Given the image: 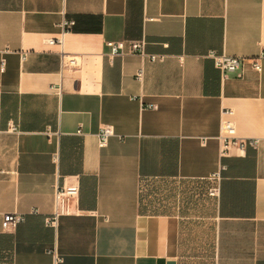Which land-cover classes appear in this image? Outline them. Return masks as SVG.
Wrapping results in <instances>:
<instances>
[{"label": "crops", "instance_id": "1", "mask_svg": "<svg viewBox=\"0 0 264 264\" xmlns=\"http://www.w3.org/2000/svg\"><path fill=\"white\" fill-rule=\"evenodd\" d=\"M261 50L264 0H0V264H264ZM210 52L241 65L222 78ZM226 121L245 144L221 157Z\"/></svg>", "mask_w": 264, "mask_h": 264}, {"label": "built area", "instance_id": "2", "mask_svg": "<svg viewBox=\"0 0 264 264\" xmlns=\"http://www.w3.org/2000/svg\"><path fill=\"white\" fill-rule=\"evenodd\" d=\"M73 23H64L65 26H71ZM43 43L51 46L57 43V40L54 38H45ZM145 42L141 41H117V42H108L106 43L107 56L109 58L120 57L124 53H134L145 56L144 54ZM213 61L215 68L220 72L222 78H225L227 75L235 73L240 65L241 58L230 57V56H218L213 52H210L208 55ZM150 62H154L157 59H160L159 56L149 55L146 56ZM264 60V50H261L256 56L251 57L249 62L254 71L260 72L261 65L260 62ZM3 70V63H1L0 71ZM136 79L138 81L142 78V71H138L136 74ZM227 116H231L232 112L227 111L223 113ZM76 134L80 135V131L77 130ZM113 136V131L110 126H103L99 129L97 134V143L98 148H104L107 144L108 139ZM220 143V156H225L232 148L242 150L245 142L235 136L234 128L229 121L223 122L221 124L220 134L218 136ZM255 142H250V145L254 146ZM213 179H218V174L213 176ZM218 188H211L207 195L208 197H217ZM78 195V189L75 184H67L61 188L56 189L54 195L55 201V211L47 216L44 219V226L55 230L58 226L59 219L64 216L72 215V204L75 202ZM22 221V216L18 214H5L2 218L1 228L4 233L12 234L17 225Z\"/></svg>", "mask_w": 264, "mask_h": 264}, {"label": "rangeland", "instance_id": "3", "mask_svg": "<svg viewBox=\"0 0 264 264\" xmlns=\"http://www.w3.org/2000/svg\"><path fill=\"white\" fill-rule=\"evenodd\" d=\"M147 190V188H145V191ZM144 191V192H145ZM208 230V229H207ZM207 230H205V231H207ZM206 234H209V231H208V233H206ZM210 236L209 235H207V236H205V237H203V238H201V240L203 239L204 240V244L206 245V252L209 250V248H208V246H209V244H210Z\"/></svg>", "mask_w": 264, "mask_h": 264}]
</instances>
